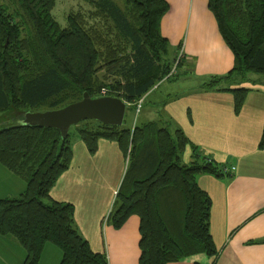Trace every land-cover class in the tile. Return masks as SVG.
I'll return each instance as SVG.
<instances>
[{"label":"trees","instance_id":"trees-1","mask_svg":"<svg viewBox=\"0 0 264 264\" xmlns=\"http://www.w3.org/2000/svg\"><path fill=\"white\" fill-rule=\"evenodd\" d=\"M89 1L93 16L110 21L116 38L90 25L82 13L70 14L63 28L52 15L56 0H0L1 112L21 111L23 117L53 111L76 103L86 92L102 96L103 88L107 96L134 104L166 78L172 66L163 60L169 43L160 24L170 8L167 0H126L127 8L114 0ZM208 4L235 65L204 87L224 84L222 90L233 93L239 112L250 91L242 84L251 75L264 76V0ZM104 67L107 74L100 80ZM94 122L79 129L88 151L95 153L102 139L117 141L125 155L130 151L109 221L117 229L130 215L139 216V264L178 262L202 253L217 256L210 230L212 198L197 175L222 176L223 166L202 163L199 156L183 164L180 154L188 138L181 130L172 135L155 122L134 129ZM70 137L71 130L63 139L59 129L20 122L0 127V163L26 181L21 195L0 199V234L26 249L25 264H39L47 243L62 250L60 264H108L78 231L74 205L51 198L52 187L71 165Z\"/></svg>","mask_w":264,"mask_h":264},{"label":"crops","instance_id":"crops-1","mask_svg":"<svg viewBox=\"0 0 264 264\" xmlns=\"http://www.w3.org/2000/svg\"><path fill=\"white\" fill-rule=\"evenodd\" d=\"M167 2L170 8L162 17L161 34L174 48L182 46L191 64L182 75L192 74L195 82L179 89L170 86L172 77L166 76L136 103H128V108L139 101L142 113L149 103L141 125L155 122L172 135L181 130L187 136L180 154L183 164L199 158L235 170L222 176L197 175V183L212 198L210 230L218 255L195 254L166 264H264V76L254 74L242 84L250 91L239 112L233 93L222 90L224 84L205 89L206 81L227 75L234 67V52L222 38L208 0ZM76 146L70 167L52 187L51 198L74 205L78 231L94 252L105 254L108 264H139V216L130 215L117 229L109 221L127 169L124 150L107 139L99 141L95 153L83 140ZM9 171L0 163V199L17 197L26 187L22 178ZM43 249L39 264H60V248L47 243ZM25 256L26 249L16 239L0 234V264H25Z\"/></svg>","mask_w":264,"mask_h":264},{"label":"rangeland","instance_id":"rangeland-1","mask_svg":"<svg viewBox=\"0 0 264 264\" xmlns=\"http://www.w3.org/2000/svg\"><path fill=\"white\" fill-rule=\"evenodd\" d=\"M114 1L118 5H120L121 7L127 8V7H125L126 6V0H114ZM51 10H52V15L55 18V20L57 22H59V24L63 28L68 26V23H69L68 22V16L70 14L82 13L86 16L87 21H89L90 25H94V26L99 25L103 30H106V32L110 31L112 33L111 37L113 39L116 38L115 30H113L112 27H111V29H109L110 24H111L110 21H107L102 17L93 16L92 13L95 11V9L89 0H56L55 5L53 6V8ZM163 60L168 65L172 66L169 74L167 75L168 77H172L170 80L171 82L169 84L170 86H175L179 89H182L183 86H188L190 84H194L195 80H193V78H191L192 74L186 73L185 77L187 74L190 75L187 77V79L182 75L183 71L184 70L189 71L190 66H191V64L186 61V56L183 52L182 46L179 45L176 48H174L169 43L168 49L163 54ZM180 62H181V64H180ZM106 70L107 69L104 67V69H102L99 72V77L101 78L100 80L105 78V74H107ZM251 76H253V75H251ZM177 79H179V80H177ZM109 80L107 81V83L111 82V80L110 81ZM100 96H96L95 98H100ZM148 106H149V103H148V105H146L143 108L142 113H140V110H138L137 105H136V107H133L131 109L127 108V110L125 112V119H124L122 126L124 128L126 127V128L132 129L134 124H135V127L137 125H141V122L145 118H147V115L149 112ZM15 113H16V115H15ZM152 116L154 117L153 112H152ZM22 118L23 117H22L21 111L12 112L11 114L8 112L3 113L0 111V127L2 128V127H6L8 125L18 124L20 121L23 120ZM94 124H95L94 121H89V122L88 121H82V122L78 123L76 126H72L70 128L71 129L70 140L72 141V148H74L78 144V141L81 140L80 135H79V129L89 127V125H94ZM76 147L74 149H76ZM76 151H78V149ZM129 153H130V151H128V153L126 155V164L127 165L129 163L128 162ZM117 170H118V167L115 166V169L113 171L114 175H116ZM9 172H11V170ZM20 178L21 177H19V179ZM23 180L25 181V179H23ZM9 184H10V186H12L11 181H8V187H9ZM14 184L17 186L16 183H14ZM25 185H26V181H25ZM114 208H115V203L112 207V211H114L113 210Z\"/></svg>","mask_w":264,"mask_h":264},{"label":"water","instance_id":"water-1","mask_svg":"<svg viewBox=\"0 0 264 264\" xmlns=\"http://www.w3.org/2000/svg\"><path fill=\"white\" fill-rule=\"evenodd\" d=\"M127 108L128 103L119 97L93 98L89 92H86L81 100L68 104L64 108L25 113L20 123L28 126L59 129L62 138L65 139L70 133V128L82 121L94 120L110 126L121 127Z\"/></svg>","mask_w":264,"mask_h":264},{"label":"built area","instance_id":"built-area-1","mask_svg":"<svg viewBox=\"0 0 264 264\" xmlns=\"http://www.w3.org/2000/svg\"><path fill=\"white\" fill-rule=\"evenodd\" d=\"M101 92H102V96H107V94H108V91L105 88H103L101 90ZM137 107H138V110H139V108L141 107V102L138 101ZM221 170H223V172L225 174L232 173L235 170V166L234 167H230V168L228 166H223Z\"/></svg>","mask_w":264,"mask_h":264}]
</instances>
